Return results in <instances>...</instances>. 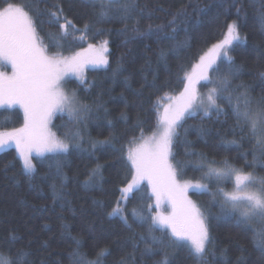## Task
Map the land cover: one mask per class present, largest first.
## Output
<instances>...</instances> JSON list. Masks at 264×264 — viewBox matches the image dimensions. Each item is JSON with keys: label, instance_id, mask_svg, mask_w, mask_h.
Returning a JSON list of instances; mask_svg holds the SVG:
<instances>
[{"label": "trees", "instance_id": "16d2710c", "mask_svg": "<svg viewBox=\"0 0 264 264\" xmlns=\"http://www.w3.org/2000/svg\"><path fill=\"white\" fill-rule=\"evenodd\" d=\"M7 2L29 5L50 54L69 55L103 41H107L109 51L107 64L90 68L80 76L86 83L79 78L66 80V87L75 91L80 103L90 111L80 124V147L59 154L63 161L61 177L55 175V160L50 159L53 153L35 157V172L29 176L23 172L13 147L0 151V253L15 259L23 249L30 253L29 264H70L69 253L77 238L82 243L80 251L86 252L90 260L96 259L100 250H107L101 264H155L163 253L159 245L152 243L150 217L142 224L131 211L142 204L150 216L147 206L152 197L148 191L142 187L126 205L121 204L127 224L109 216L117 206L120 189L132 177L128 148L156 131L157 107L161 113L168 97H175L183 89L185 73L192 71L213 44L224 39L229 23L236 22L241 37L229 53L241 71L222 95H231L233 104L245 90L253 104L264 97V0H135V11L128 20L118 18V4H106L113 18L104 22H97L99 0ZM54 6L62 8L75 26V30L67 29V36H63L58 24L41 23L57 10ZM86 23L88 30L84 29ZM224 74L225 65L221 64L220 72L212 73V77ZM240 85L243 87L238 88ZM218 104L223 110L220 114L213 110L205 116L200 111L181 122L172 162L181 169L179 181L210 185L208 192H189L214 238L205 257L207 264H222L225 259L227 264H264V249L252 243V231L237 224L236 214H223L220 198L214 200L211 195L217 188L230 192L232 178L219 182L202 179L210 163L215 167L224 161L264 178V150L256 147V139L249 135L243 120L238 125L227 100ZM67 119L57 114L51 131L62 137L65 129L61 125ZM22 123L18 106L0 107V131ZM106 139L111 143L93 149V141ZM97 165L101 166L99 175L88 187L85 181ZM53 184L62 199H54ZM159 234V230L154 233ZM12 237L15 242L9 244ZM147 248H152L154 254L146 252ZM223 250L226 252L222 258ZM168 252H174L172 264H196L186 249Z\"/></svg>", "mask_w": 264, "mask_h": 264}, {"label": "snow or ice", "instance_id": "6c2138e0", "mask_svg": "<svg viewBox=\"0 0 264 264\" xmlns=\"http://www.w3.org/2000/svg\"><path fill=\"white\" fill-rule=\"evenodd\" d=\"M99 3L101 10L98 12L97 22L113 18L105 9L106 4H118L116 13L122 20L130 19L135 11V0H123L122 3L121 0H99ZM0 4L4 5L0 7V106L18 105L24 114L22 127L0 132V149L10 147L14 143L22 161V170L29 176L35 172L32 153L38 157H43L45 153H53L55 155L50 159L55 160V175L61 177L63 161L59 158V154H67L71 148L80 147L82 140L80 124L90 111L87 105L80 103L75 91L69 94L63 88L68 69L78 75L82 84L86 83L82 77H79L82 53H76L71 57H64L58 52L49 55L38 33L29 5L7 2V0H0ZM54 7L57 10L51 11L47 19L41 23L58 24L63 36H67V29L75 30V26L64 16L62 8ZM61 19L63 23H60ZM84 29H89L87 23ZM244 39L246 40V37ZM238 42H241L238 26L236 22L229 23L224 39L213 44L204 55L199 57V62L193 65L192 71L185 73L181 81L183 90L179 96L168 97L169 100L174 99L175 103L165 106L163 113H159L157 107V128L153 135L145 139L143 143L128 148L127 160L131 164L132 179L120 189L117 206L113 208L109 216L119 217L127 224V217L123 214L124 209L121 204L123 202L126 205L127 201L132 199L140 190L141 182L144 180H147L152 195L156 198L157 209L167 198L172 206V212L164 214L158 211L150 216L151 222L148 223L152 243L159 245L163 253L162 258L155 261V264H172L174 252L169 253L168 249L181 248L187 250L188 256L196 264H207L205 257L210 252L209 246L214 244L206 217L188 198L190 190L196 193L208 192L210 185L199 181L181 183L178 179L181 169L172 162V148L181 122L186 117L197 115L201 110L205 116L213 110L220 114L223 110L218 101L227 100L238 125L243 120L249 128V135L256 139V147L264 150V97L255 101V109H253V101L248 96L247 90L237 97L235 104L232 103L231 95L227 97L222 95L223 92L229 91L231 79L237 77L241 71L229 55L232 46ZM104 44L106 45L107 41ZM93 62L108 63L102 56ZM221 64L225 65V74L213 79L212 73H219ZM8 66L11 68L10 74L4 70ZM261 76L264 77V73ZM201 81L213 85L208 89L206 97L201 96L197 89ZM241 97L243 111H241ZM57 114H60L62 119L65 115L68 118L61 125L65 129L62 137L49 128ZM110 143V139L93 141L92 147L95 150L97 146L103 147ZM230 143H236V141H230ZM203 166L201 164V167ZM100 167L97 165L92 170L85 181L86 186H93ZM233 177L235 185L231 192L217 188L211 195L214 200L217 197L220 198L221 212L225 215L236 214L237 224L252 231V243L264 249V178L257 180L252 174L243 173L224 161L222 167H212L210 163L202 179H215L219 182ZM257 183L260 185L259 188L254 187ZM52 187L54 199H62L56 185L53 184ZM60 187L63 188L62 179ZM151 210L152 205L149 204L147 212ZM131 211L133 218L140 223L143 224L149 220L145 209L133 208ZM254 224H258L259 227H252ZM157 230H159V236L154 235ZM15 239L12 237L8 243H14ZM74 241L75 247L69 253L70 264H101V258L108 254L106 249H102L96 254V259L90 260L86 252L80 251L81 241L77 238H74ZM146 252L154 254L152 248H147ZM224 252L226 250L221 252L222 258ZM29 255L30 253L23 249L18 252L15 259L0 253V264H29L27 261ZM211 255L215 258L214 250H211ZM222 264H227L226 259L222 261Z\"/></svg>", "mask_w": 264, "mask_h": 264}, {"label": "rangeland", "instance_id": "374dc122", "mask_svg": "<svg viewBox=\"0 0 264 264\" xmlns=\"http://www.w3.org/2000/svg\"><path fill=\"white\" fill-rule=\"evenodd\" d=\"M104 42H105V41H103V42H99V43L94 44V45H89V46L84 47V48H82V49H80V50H78V51H76V52H73V53H71V54H69V55H62V56H64V57H71V56H74L76 53H82V57H81V60H82V66H81L80 71H79V77H80V76H82V75L86 72V70H88V69H90V68H95V67L101 65L100 63H95V62H93V61L97 60V59H98L99 57H101V56L104 57V58L107 57V54H108V51H109V46H108V43L105 45ZM90 46H91V47H90ZM105 47H106V50H104ZM48 54L51 55L50 53H48ZM198 62H199V61H198ZM198 62H197V63H198ZM4 70L7 71L9 74L11 73V68H10V66H8L7 68H5ZM69 78H78V75H77L76 73H74L71 69H68V70H67V75H66L65 78H64V81H63V88H64V90H65L67 93L71 94L72 91L69 90V89L66 87V85H65L66 80L69 79ZM212 86H213V85L206 84L205 82L201 81L200 84L197 85V89H198V92L201 94V96L206 97V94H207V92H208V89H209L210 87H212ZM182 90H183V89H182ZM182 90H181V91H182ZM181 91H180V92H181ZM180 92H179V93H180ZM179 93H178L175 97L179 96ZM174 103H175V100H174V99H173V100H169L166 104L163 105L162 110H161V113H163V111H164V107H165V106H167V105H169V104H174ZM13 106H18V105H13ZM13 106H12V107H13ZM0 107H8V106H7V105H3V106H0ZM18 107H19V106H18ZM252 107H253V109H255V103L253 104ZM19 108H20V107H19ZM241 109H242L241 111H243V106H242V105H241ZM20 110H21V112H22V116H23V123H22L20 126H18V127H16V128H13V129L20 128V127H22L23 124H24V114H23V110H22L21 108H20ZM201 111H202V110H201ZM50 126H51V124L49 125V128H50ZM13 129L4 130V131H0V132H8V131H11V130H13ZM50 129H51V128H50ZM152 135H153V133H152L151 135H149V136H147V137H145V138H142L141 140L137 141V142L133 145V147H135L137 144L143 143V141H144L145 139L151 137ZM10 147H13V148L15 149L16 153H17V150H16V147H15V144H14V143H13ZM7 148H8V147H7ZM4 149H6V148H4ZM1 150H3V149H0V151H1ZM45 154H48V153H45ZM17 155H18V153H17ZM18 156H19V155H18ZM35 157H38V156H36L35 153H32L33 163H34V158H35ZM222 166H223V165H217V166H215V167H222ZM241 171H242V170H241ZM242 172H243V173H246V172H244V171H242ZM246 174H249V173H246ZM252 175H253V174H252ZM253 177H254L255 179H257V180L261 178V177L256 176V175H253ZM131 179H132V177L130 178V180H129L128 182H130ZM232 180H233V188H234V185H235L234 177L232 178ZM180 182L183 183V182H185V181H180ZM190 182H193V181H190ZM193 183H194V182H193ZM126 185H127V184H126ZM126 185H124L123 187H125ZM123 187H122V188H123ZM142 187H144V189H146V190L148 191L147 193L152 197V200H151V202L149 203V204L152 205V210H151V212H149V213H150V216L156 214V212H158V211H159V212H162V213H164V214H169V213L172 212V210H173V209H172V206H171V204L168 202L167 198H165V199L162 201L161 206H160L159 209L156 208V198H155V196L152 195V190H151V187L148 185L147 180H144V181L141 182L140 188H142ZM254 187L259 188L260 185L257 183ZM233 188L230 190V192L233 190ZM190 191H191V190H190ZM190 191H189V192H190ZM189 192H188V198L194 202V200H193V198L190 196ZM194 203H195V202H194ZM122 204H123V202H122ZM195 204H196V203H195ZM136 208H137V209L143 208V207H142V204H141L140 206L136 207ZM150 216H149V217H150ZM253 227H259V225H258V224H254Z\"/></svg>", "mask_w": 264, "mask_h": 264}]
</instances>
